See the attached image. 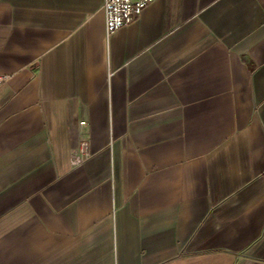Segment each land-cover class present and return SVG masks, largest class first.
<instances>
[{"label":"crops","instance_id":"crops-1","mask_svg":"<svg viewBox=\"0 0 264 264\" xmlns=\"http://www.w3.org/2000/svg\"><path fill=\"white\" fill-rule=\"evenodd\" d=\"M103 2L0 0V264H264V0Z\"/></svg>","mask_w":264,"mask_h":264},{"label":"built area","instance_id":"built-area-1","mask_svg":"<svg viewBox=\"0 0 264 264\" xmlns=\"http://www.w3.org/2000/svg\"><path fill=\"white\" fill-rule=\"evenodd\" d=\"M155 0H104L102 10L107 34L131 23L145 7ZM8 80V75L0 74V86ZM90 130L84 120L77 122L78 148L85 151Z\"/></svg>","mask_w":264,"mask_h":264}]
</instances>
